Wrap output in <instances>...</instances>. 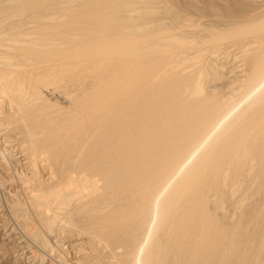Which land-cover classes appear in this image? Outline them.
<instances>
[{
	"label": "bare ground",
	"instance_id": "1",
	"mask_svg": "<svg viewBox=\"0 0 264 264\" xmlns=\"http://www.w3.org/2000/svg\"><path fill=\"white\" fill-rule=\"evenodd\" d=\"M194 1L0 0V264H264V0Z\"/></svg>",
	"mask_w": 264,
	"mask_h": 264
},
{
	"label": "rangeland",
	"instance_id": "2",
	"mask_svg": "<svg viewBox=\"0 0 264 264\" xmlns=\"http://www.w3.org/2000/svg\"><path fill=\"white\" fill-rule=\"evenodd\" d=\"M171 3H174V5L176 6V7H179L182 3H184V1L185 0H169ZM200 1H201V4H202V2H205L206 0H195L194 1V3H197V5H200ZM228 64H230V63H228ZM228 64H227V66H228ZM0 152L3 154V156H5V153L6 152H4L5 150H3L4 149V146L3 145H1L0 144ZM3 150V151H2ZM0 157L2 158V156L0 155ZM2 163H4L3 162V160L2 159H0V164H1V166H0V171H3V172H5L4 171V169L6 170V168H5V166L4 167H2V165H4V164H2ZM15 165H16V163H15ZM14 167V166H13ZM17 167V166H16ZM19 170H21V168H19ZM4 228H2L1 226H0V247H1V245H2V241L4 242V239L2 240V238H4V237H1V236H4V233H5V231L3 230ZM72 246H74V245H72ZM68 246L67 245H65V246H63V250L65 251V252H68V254L69 255H67L69 258H74V257H77V255H79L78 253V250L76 249L75 250V247H71V248H67ZM54 255V254H53ZM8 256V257H7ZM13 259H15V257H14V254H12V253H8V255L7 254H3V260H2V264H16V262H15V260L13 261ZM12 262V263H11Z\"/></svg>",
	"mask_w": 264,
	"mask_h": 264
}]
</instances>
